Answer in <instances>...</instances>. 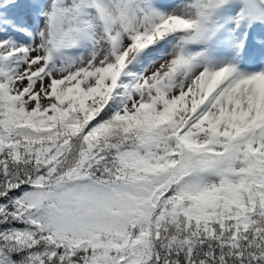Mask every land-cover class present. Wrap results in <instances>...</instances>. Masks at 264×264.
Here are the masks:
<instances>
[{"label":"snow or ice","instance_id":"snow-or-ice-1","mask_svg":"<svg viewBox=\"0 0 264 264\" xmlns=\"http://www.w3.org/2000/svg\"><path fill=\"white\" fill-rule=\"evenodd\" d=\"M0 264H264V0H0Z\"/></svg>","mask_w":264,"mask_h":264}]
</instances>
